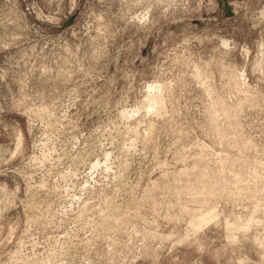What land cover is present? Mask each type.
<instances>
[{
    "label": "rangeland",
    "instance_id": "obj_1",
    "mask_svg": "<svg viewBox=\"0 0 264 264\" xmlns=\"http://www.w3.org/2000/svg\"><path fill=\"white\" fill-rule=\"evenodd\" d=\"M221 154L264 162V0H0V264H264L219 225L180 240L175 173Z\"/></svg>",
    "mask_w": 264,
    "mask_h": 264
},
{
    "label": "bare ground",
    "instance_id": "obj_2",
    "mask_svg": "<svg viewBox=\"0 0 264 264\" xmlns=\"http://www.w3.org/2000/svg\"><path fill=\"white\" fill-rule=\"evenodd\" d=\"M246 94L247 93H245V95ZM250 97H251V95L248 97V99ZM215 104L216 105L212 107L215 110V111L213 110L214 113L212 111L213 115L215 114V112H218V111H220V109H222L221 106H223V102L217 101ZM230 107H228V108H230ZM226 108L224 107L222 109V111ZM233 109H231V112ZM40 110H38V111H40ZM234 111H236V114H238L237 111H239V109L237 110V108H235ZM229 112H230V110H229ZM212 114H211V116H212V120H213L215 118H213ZM216 114H218V113H216ZM219 114H222V112H220ZM232 115H234V114H232ZM228 116H229V113H228ZM217 118H219V116ZM226 118H228V117H226ZM215 120H217V122H218V119H215ZM227 120H229V119H227ZM225 121L226 120H224V122ZM218 123H221V122H218ZM218 123H217V125L221 126ZM227 123H229V122H227ZM213 124L216 125V122L215 123L213 122ZM232 124H235V122ZM237 124L238 123L236 122L235 125H237ZM222 126H224V125H222ZM213 127H216V126L212 125V128ZM233 128H234V125H233ZM219 130L221 131L220 127H219ZM234 130H236V129L234 128ZM238 130L239 131H237V132L235 131V132L236 133L240 132L239 128H238ZM220 131H218V129H217V132L220 133ZM118 133H119V131H118ZM215 134H216V132H215ZM17 135H18L17 140L14 138L16 140L15 149L13 151L11 150L13 156H15V154L18 153L23 146V140H24L23 134L20 131V133L18 132ZM222 135H219V136H222ZM124 136H125V134H124ZM220 139H222V138H220ZM230 140H232V139H230ZM231 142H233V140ZM202 144H203V148L206 149L208 147L206 144H204V143H202ZM232 144H234V143H232ZM204 145H206V146H204ZM249 145L250 144L248 143V145L246 144L243 147L246 150H248L247 148ZM240 147L243 149V147L241 145H240ZM241 148L240 149L238 148V149L242 150ZM249 148H250V146H249ZM205 149H203L202 151H204ZM245 149H244V151H245ZM205 152H206V150H205ZM205 152H203V153H205ZM242 152L243 151H241V154L243 155L244 152L243 153ZM84 154H86V153H84ZM84 154H81V156H83ZM12 155L10 154V156H12ZM87 155H88V152L86 155H84L83 159L84 158L86 159L85 156H87ZM227 155H229V154H227ZM227 155L225 154L224 156L222 155L221 157L218 158V159H220L219 164L215 168L211 166V163L206 161L207 160L206 158H204V160H203V157H202L201 161H197L198 163L196 162L193 167H191V168L184 167V169L181 170V172L175 173V181H177V179H179V178L187 177L188 185H190V184L193 185V187L191 189V193H192L191 197H192V195L194 197H192L193 199L191 198V201L196 203V205L198 207L196 209L190 208V207L189 208L188 207L182 208V212L187 214L189 218L186 222V223H188V226H187L188 231H186V233H184L185 235L183 237H181L180 240L183 242H189L193 239H196L199 242V245L202 246V243L200 241L201 236L199 237V235L202 233V231L205 228L212 226L213 224L219 225V226H222V228H223L225 238L227 240H229L231 243H235V245H236V243L243 242L244 238L246 237V239H249L253 245H255L257 248H260L261 253H262L261 254L262 260L261 261L264 262V237L258 233L259 231H263V235H264V197H261V195H264V194L259 193L258 184H257L261 179L264 178V175H262L260 173V171L256 170V171L250 172L249 177H246V175L244 174V165H246L247 163H249V165H250V164H253V162L249 161L244 156L241 157V155H240V157L238 156L237 158L236 157L231 158L230 156H227ZM78 156L80 157V155H78ZM79 157H77L78 160H80ZM198 160H200V158ZM257 160L254 161L255 165L253 164L252 167L256 168L255 167L256 164L260 163V161H257ZM80 161L83 162L82 159ZM261 164L264 165V162ZM95 165L97 166L98 164H95ZM95 165H94V167H96ZM263 165L259 164L258 166L262 167ZM192 181H194V183H191ZM41 188H40V190H41ZM45 188H46V186H45ZM169 189L170 188H168V190ZM164 190H165V188H164ZM0 191L3 192L2 190H0ZM178 197H180V196H178ZM221 198L227 199L229 202H231L233 204V207L240 205V203H239L240 199H247L248 201H250V206L248 207V209L245 213H233V217H231L229 215H226L224 213V211L221 210V208L219 207L218 201L221 200ZM175 200H177V199H175ZM212 201H214V202H212ZM179 202H181V200L179 201V198H178V203ZM193 202H192V204H193ZM173 203H175V202H173ZM176 203H177V201H176ZM116 205L113 204L112 206H110V204L109 205L107 204L108 209L106 210V207H105L106 211H102V213H99L100 214L99 216L102 217L101 219H104L107 221L109 220L107 225H110V223H109L110 221L115 223L119 218L118 217V214H119L118 207L120 208V206L117 205L118 206L117 207ZM183 206H185V205L183 204ZM244 207L245 206H243V208ZM101 219H99L100 221L99 220H97V221L101 222ZM107 221H105V222H107ZM253 230L256 233L251 238L250 231H253ZM247 261L249 262L248 259H247ZM238 262L240 264H244L246 262V258L239 257ZM255 264H260V263H255Z\"/></svg>",
    "mask_w": 264,
    "mask_h": 264
},
{
    "label": "water",
    "instance_id": "obj_3",
    "mask_svg": "<svg viewBox=\"0 0 264 264\" xmlns=\"http://www.w3.org/2000/svg\"><path fill=\"white\" fill-rule=\"evenodd\" d=\"M229 13H230V11H229Z\"/></svg>",
    "mask_w": 264,
    "mask_h": 264
}]
</instances>
